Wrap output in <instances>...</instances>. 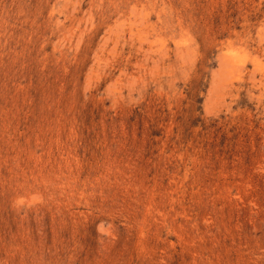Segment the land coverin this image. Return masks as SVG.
Masks as SVG:
<instances>
[{
    "label": "rangeland",
    "instance_id": "1",
    "mask_svg": "<svg viewBox=\"0 0 264 264\" xmlns=\"http://www.w3.org/2000/svg\"><path fill=\"white\" fill-rule=\"evenodd\" d=\"M0 264H264V0H0Z\"/></svg>",
    "mask_w": 264,
    "mask_h": 264
}]
</instances>
